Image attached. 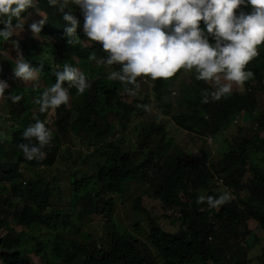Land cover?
<instances>
[{
  "label": "trees",
  "instance_id": "16d2710c",
  "mask_svg": "<svg viewBox=\"0 0 264 264\" xmlns=\"http://www.w3.org/2000/svg\"><path fill=\"white\" fill-rule=\"evenodd\" d=\"M72 12L82 19L77 6ZM38 13L48 18L40 35L33 36L26 20ZM62 15L47 0H36V8L21 13V35L0 41V79H10L18 54L41 70V81L35 86L12 84L5 90L7 95L20 94L19 102L5 99L0 103L4 122H0V131L2 124L13 128L9 138L0 139V264H264V247L256 258L249 254L253 244L248 240L251 231L247 225L253 220L264 230V42L257 46L259 54L246 65L253 77L243 83L241 92L203 102L202 92L214 90V85L197 80L193 68L180 69L168 79L145 77V83L151 84L145 90L141 89L144 77H138L139 89L132 96L125 91L130 86L108 79L119 66L98 63L108 55L98 42L90 41L78 29V42L67 43ZM13 41L19 42L18 48ZM90 54L95 59H90ZM65 63L79 68L91 87L83 94L69 87V103L55 109L61 118L54 121L53 137L43 150L44 156L26 160L18 147L24 142L23 131L35 122L34 117L49 128V120H55L51 110L40 113L34 99L55 83L53 73L62 70ZM185 77L189 84L183 83ZM179 85L182 97L175 95ZM241 110L253 122L230 138L222 136L226 121ZM149 115L152 119L140 121L142 126L137 128L135 120ZM168 116L176 130H185L189 140L196 138L190 134L200 138L220 132L221 156L205 157L201 150L200 156L190 158L188 148L173 141L166 126ZM128 131L136 133L131 140L126 138ZM67 132L86 142L88 149L78 152L83 153L86 167L70 177L68 172L73 209L67 218H74L75 225L90 213L109 218L114 198H123L138 183L145 189L130 200L129 223L139 231L141 220H145V240L120 221L106 223V230L97 239L85 232H79L80 238L62 233L72 226L63 217V210L53 206L54 191L58 195L62 191L49 169L59 157V140ZM115 134V141L107 139ZM22 167L31 176L27 178ZM214 176L222 179L234 197L219 211L209 208L206 201L196 202L202 194L216 197L222 193L212 184ZM143 196L158 201L159 214H151ZM77 204L79 209L74 210ZM33 255L41 261L34 262Z\"/></svg>",
  "mask_w": 264,
  "mask_h": 264
},
{
  "label": "clouds",
  "instance_id": "9594fccd",
  "mask_svg": "<svg viewBox=\"0 0 264 264\" xmlns=\"http://www.w3.org/2000/svg\"><path fill=\"white\" fill-rule=\"evenodd\" d=\"M47 3L63 14L67 43L78 42L75 39L78 29L90 41L98 42L108 53L98 63L119 66L109 73L108 79L130 86L125 91L132 96H136L139 89L138 77L168 79L180 69L194 68L197 80L214 85V90L202 92L203 102L209 97L220 100L231 93L233 82L243 85L253 77V72L245 68L259 54L257 46L264 42V0H47ZM73 6L79 8L82 19L73 15ZM241 6L250 10L244 11ZM29 8H36V0H0V25H3L0 41H7L23 30L21 13ZM65 8L68 11H64ZM41 17L28 26L33 36L40 35L48 18ZM13 44L18 48V41ZM89 58L95 59L94 54ZM14 62V77L24 83L39 81L40 68L31 66L23 55L18 54ZM53 74L55 83L45 87L34 99L40 113L68 104L69 87H75L79 94L91 87L84 73L71 64L65 63L62 70ZM8 88L6 80L0 79V100L19 102L20 94L5 96ZM244 115L243 110L232 115L223 126L222 135L224 129ZM34 119L22 133L24 142L18 144L23 157L29 161L41 159L53 137L45 121ZM205 136L206 141L212 143L214 135ZM212 184L225 191L216 197L202 194L196 202L206 201L209 208L219 211L220 206L234 197L221 178L214 176Z\"/></svg>",
  "mask_w": 264,
  "mask_h": 264
},
{
  "label": "rangeland",
  "instance_id": "374dc122",
  "mask_svg": "<svg viewBox=\"0 0 264 264\" xmlns=\"http://www.w3.org/2000/svg\"><path fill=\"white\" fill-rule=\"evenodd\" d=\"M41 18L40 13H38L37 15L35 14H31L30 17H28V19L26 20L27 24H31L33 22H36V20L39 21V19ZM18 35H21V33H19ZM145 77L142 79V82H144V84L141 85V89L145 90V88L148 86H151V84L147 82L148 80L146 79V81H144ZM183 79V83L184 84H189V80L185 77L182 78ZM41 81V78L39 77V81L38 82H27L24 83L23 81L19 80V78L14 77V75L12 74L10 76V79L7 78V83H9V87L12 86V84H15L18 86H27L30 84H33L35 86V84H38ZM147 87V88H148ZM9 89V88H8ZM242 90V85H237L233 82V90L231 91V93L240 91ZM180 91V92H179ZM183 93L180 89V85L177 88V92L175 93V95L177 97H182L179 94ZM7 95V92H5V96ZM174 95V96H175ZM125 99V98H124ZM123 99V100H124ZM129 99V98H128ZM5 99L0 100V103L3 102ZM174 100V98H173ZM176 107L175 103L173 104L174 108ZM175 109V108H174ZM0 111H1V104H0ZM52 115H54L55 120H53V122H50V129L54 130V121H59L61 118V114H58L57 111H52L51 110ZM5 115V114H3ZM163 116V115H162ZM2 117V116H1ZM151 118L152 116L149 115V117H144V118H140L135 120V125L138 128V125L141 127L142 125L140 124V121L145 120ZM166 126L169 129L168 131H170L172 133L173 136V141L184 147L186 146L188 148V150L190 151V158H197L198 156H200L201 154V150L204 154L205 157H219L220 155V151L222 150V136L224 137H231L233 133H235L236 131L239 130V128H245L246 125L250 124L252 121L251 116L247 117L246 114L241 118H239V120L234 123L233 125H231L230 127L226 128L223 130V135H219L216 134L214 135L213 141L212 143H209L208 140L206 141L205 139V134H202V136H200V138H197L196 135L190 134L194 137L191 138L190 140L186 138L187 133H185V130L183 129H178L176 130L175 128V124L172 122V120L170 119V117H166ZM0 122H3V119H0ZM4 123V122H3ZM7 123V122H6ZM8 124V123H7ZM12 127H10L9 125H5L2 124V129L0 131V139L2 138H9L11 133H12ZM220 133V132H219ZM126 138H130V140L132 138H134V136H136V133H131L130 131L125 133ZM114 138L116 140V138H118L117 135H115ZM209 138V137H208ZM112 140V139H110ZM114 140V141H115ZM75 141V142H74ZM0 143H3L0 141ZM86 144V142H84ZM82 144L83 141L81 138H78L77 136H75L73 133L71 132H67L64 135L61 136L60 140H59V145H60V154L58 159L56 160L55 164L51 167V169H49V173L50 175H55L57 177V184L59 185L62 193L60 195H58L57 191H54V194L52 195L54 197L53 200V206L55 208H61L63 210V212L65 213L63 215L64 218H67V214L73 209L70 201H69V185H68V172H69V177L70 175H77V172L79 169H82L83 167H86V159L82 160L81 157H83V153L79 154L78 152L81 150L82 152H87V147L83 144V149L82 148ZM78 145V146H77ZM221 145V146H220ZM81 147V148H80ZM25 176L28 178L29 176H31V172L26 169L25 167H22ZM76 171V172H75ZM26 179V178H25ZM134 188L130 191L127 192L126 195L123 198H114V204H113V211L111 213V217L109 218H104L102 214H97V215H92L90 213V215H84L82 217V219L80 220V225L76 224L75 225V219L74 218H67L65 219L66 222H68L69 224H71L70 226H72V230H64L65 235H69V236H74L76 238H80L81 235L79 234V232H85L87 234H90L92 237H94L95 239H97V236L104 232L106 230V223H111L112 221H116V222H121L124 223L126 225V227L128 228V230L130 232H134L136 236H138L140 239H144L146 238V234H147V227H146V222L145 220H141V228L138 230H133V227L131 226V223H129V220L131 222L132 220V211L131 208L129 206L130 200L133 198L134 194H141L143 193L144 189H145V185H141V184H134L133 185ZM219 191L223 192L225 191L222 188H218ZM227 191L231 192L230 190L226 189ZM232 193V192H231ZM57 195V197H55ZM233 195V193H232ZM143 204L149 208L151 210V214L157 215L160 213V205L158 203V201L152 200L147 198L146 196H143ZM79 209V204H77V206H75L74 210ZM166 211V210H165ZM168 212V210H167ZM74 215V214H73ZM175 215L172 216V218H174ZM248 228L251 231L250 236H248V240L253 244V249H251V251L249 252V254L251 256H254V258H256L257 255H259L264 247V230L253 220H249L247 222ZM16 228V227H15ZM77 230V231H76ZM222 234L226 235V238H228V235L225 233L224 230H222ZM230 242V241H229ZM228 242V243H229ZM227 243V244H228ZM251 244V245H252ZM231 245V243H230ZM248 245V243H247ZM245 245V246H247ZM244 247V245L242 246ZM243 249H239V251L241 252ZM33 260L36 263H39L41 260L39 258V256H35L33 255Z\"/></svg>",
  "mask_w": 264,
  "mask_h": 264
}]
</instances>
